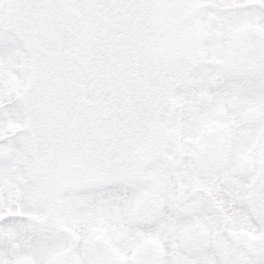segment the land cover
I'll return each instance as SVG.
<instances>
[{"label":"snow or ice","instance_id":"6c2138e0","mask_svg":"<svg viewBox=\"0 0 264 264\" xmlns=\"http://www.w3.org/2000/svg\"><path fill=\"white\" fill-rule=\"evenodd\" d=\"M0 264H264V0H0Z\"/></svg>","mask_w":264,"mask_h":264}]
</instances>
